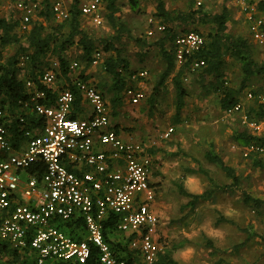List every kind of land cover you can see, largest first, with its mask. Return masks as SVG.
I'll return each instance as SVG.
<instances>
[{
	"label": "built area",
	"instance_id": "1",
	"mask_svg": "<svg viewBox=\"0 0 264 264\" xmlns=\"http://www.w3.org/2000/svg\"><path fill=\"white\" fill-rule=\"evenodd\" d=\"M247 23L253 40L264 46V14L247 0H232ZM202 6V1H198ZM22 14L23 27L36 17L39 4L35 1H17ZM104 0H85L80 4L83 16L91 18L96 27L103 26ZM53 12L59 21L69 18L65 0L53 1ZM151 23L153 21L151 20ZM164 33L166 26L157 23L148 31ZM207 40L202 33L188 32L172 42L176 66L187 73L203 71L206 61L198 58ZM25 59L20 64L24 66ZM104 61V54L93 55L92 66ZM4 55L0 51V68ZM40 73L39 83L26 81L29 98L20 101L17 115L19 129L23 133V145L16 149L12 143L7 110L0 107V240L14 249L30 248L36 254V264L72 262L85 264L93 248L99 252L101 264H126L118 260L111 244L104 235L105 223L117 218L116 229L126 238L133 237L130 248L138 253L141 264H158L162 253L157 233L161 218L155 207L157 189L151 183L153 156L141 142L125 140L111 127L110 111L103 93L78 74L80 64L70 65L72 82L82 98L92 108L88 118L72 119L76 95L69 88L59 92L55 105L44 101L48 89L57 83L58 63ZM128 79L124 96L133 105L145 99V93L134 83L146 80L148 70L134 73L123 71ZM188 75V74H187ZM183 76L188 82L189 77ZM249 100L254 94L248 93ZM264 104V97L258 96ZM37 119L26 126V116ZM226 117L241 116L242 124L253 135L264 132V120L258 121L245 113L242 102L224 111ZM171 128L162 135L167 140L173 134ZM99 147L102 149L99 150ZM245 158L264 156V146L252 143L242 151ZM79 166L88 170L76 172ZM42 168L44 170H42ZM26 173V176H22ZM76 215L83 217L87 236L78 241L59 229L57 219L68 221Z\"/></svg>",
	"mask_w": 264,
	"mask_h": 264
},
{
	"label": "rangeland",
	"instance_id": "2",
	"mask_svg": "<svg viewBox=\"0 0 264 264\" xmlns=\"http://www.w3.org/2000/svg\"><path fill=\"white\" fill-rule=\"evenodd\" d=\"M136 1L137 8L133 9L131 0H118L116 17L127 29V32L122 35L112 29L105 15V23L100 27L91 25L85 19L81 22L84 26L83 30L94 39L111 40L113 37L121 36L119 40L114 41V46L128 63L129 73L143 69L148 70L150 76L156 73L155 80L150 78L146 83H151L153 89L150 92L152 93L150 94L152 109L145 114V120L147 125L156 131L154 139L160 143L161 148L156 147L155 152L165 154L166 167L169 170L168 174H162L163 177L160 178L162 182L157 185V206L161 217L157 239L161 243L162 251L164 253L180 247L173 250V259L178 264H264V210H254L251 205L247 206L242 201L244 193L264 200V156H262L260 167L256 166V159L243 156L242 151L245 147L236 139L240 133L246 130L251 131L242 124L240 115L226 117L221 112L219 104L224 89H236L240 92V100L245 113L257 120L253 111L257 107V102L249 100L247 95L252 92L264 97V77L245 79L241 64L226 55L224 77L220 81L205 75L203 71L187 73L189 81L182 83L187 93L185 107L181 115L176 116L175 81L169 78L164 81V84H159L161 75L166 69V62L160 57L159 39L163 33L154 30L153 36L148 34V31L155 28L157 23H162V20L155 16L156 3L153 0ZM163 1L166 10L172 15L196 12L200 13L201 17L202 15L213 16L227 9L230 14L228 33L247 39L251 46L253 59L259 65H264V46L253 40L244 19H238L240 11L232 0ZM198 1H202V6L199 8ZM247 1L255 5L261 0ZM15 3L16 0H0V19L18 20L19 14L15 12ZM21 27L24 29L23 25ZM183 29L197 31L205 36L213 32V27L202 22L198 16L193 23L179 26L177 30L182 33ZM18 30L19 33L23 31ZM166 48L168 51L172 49V43H167ZM15 51L16 47L3 49L4 62ZM69 56L72 62L77 58L78 52L71 51ZM53 60L54 58L50 57L45 68L52 66ZM78 61L82 68L86 69L84 70L85 73L87 72L85 77L88 81L98 85L104 90L105 95H107L106 91L113 89V80L103 65L86 68V62L82 56H79ZM81 66L78 71H83ZM19 69V77L25 80L29 76L30 68L24 64ZM65 80V77L60 76L54 87H62ZM158 86L163 87L159 88V94L155 95L153 91ZM189 100H193L194 103ZM187 101L189 106L194 108L188 107ZM115 119L114 122L117 121ZM171 127L174 129L173 134L181 139V144L188 150H174L175 141L161 139L162 132ZM129 130L131 128H126V131L129 132ZM261 135L264 137V132ZM210 150L220 155L240 177L241 185L234 194H224L215 189L216 186L229 184L230 180L219 167L205 160V154ZM200 168L209 173L212 182L203 174L187 173L188 169L198 170ZM180 187L195 195H202L205 192L212 193V199L201 200L192 209L188 206L190 199L181 194ZM220 216L233 223H222L216 226V221ZM244 229H248L254 237L245 246H240L247 239V234L243 232ZM123 237L122 234L113 236L112 240L121 241L125 246L126 242ZM208 240L212 241L213 246L208 245ZM128 248L133 251L130 246ZM119 253L122 254L121 251ZM7 263L2 262V264Z\"/></svg>",
	"mask_w": 264,
	"mask_h": 264
},
{
	"label": "trees",
	"instance_id": "3",
	"mask_svg": "<svg viewBox=\"0 0 264 264\" xmlns=\"http://www.w3.org/2000/svg\"><path fill=\"white\" fill-rule=\"evenodd\" d=\"M35 1V0H33ZM156 3L155 16L162 20V24L166 26V30L163 36L159 39L161 46V52L163 59L166 62L165 72L161 75L160 85L164 84V81L174 72L176 69V61L174 52L172 49L168 51L166 48L167 43H172L178 36L193 32L183 29L182 33L178 32V27L186 24L193 23L196 20V16L204 22L213 27V32L208 36H205L207 43L202 52L198 55V58H202L206 61V67L203 70L204 74L213 77L217 81L222 80L225 71V56L229 55L234 60L241 64L242 72L245 79L253 77H264V65H259L252 57L251 46L247 39L243 37H237L228 33V23L230 20V14L227 9H224L222 13L215 14L213 16L200 15V13L191 12L188 14L180 13L178 15H172L166 10V6L163 0H153ZM37 2V1H35ZM106 2V18L109 25L115 32L120 35L127 32V29L121 24L120 20L116 17L118 0H104ZM37 11V19H32L27 27L22 29L23 25L22 14L17 19L8 21L6 19H0V49H6L9 47H16V51L13 55L7 58L6 62H3L0 68V107L7 110L10 115V122H8V130L13 133L17 138V141L23 140V133L19 129V121L17 120L18 112L21 111L20 101H27L29 98L28 90L26 87V81L31 80L37 84L39 90L46 89L39 83L40 73L45 69V65L48 64V59L53 57L57 63L58 68L56 70L57 81L60 76L65 77L66 80L70 77V60L68 59L67 52L74 45H79L83 51V60L86 62V68L90 67L93 61V55L97 52L104 54L103 67L106 72L111 76L114 82V89L117 93L123 91L128 84V79L124 77L123 71L129 72L128 63L122 58L121 52L114 46V41L119 40L121 36L113 37L110 39H94L89 36L82 28V13L80 10V1L74 0L72 7L69 9V18L63 21L57 20L53 12V2L50 0H44L39 3ZM133 9L137 8V1L131 0ZM256 7L260 12L264 14V0H261L256 4ZM199 8V6H198ZM200 16V17H199ZM23 30L19 33V30ZM197 32V31H194ZM2 50H0L2 52ZM25 59V65L30 68L29 76L26 79L19 77V68ZM186 69H181L177 76L174 78L175 88L177 93V113L176 116H180L185 107V98L187 93L183 87V75ZM82 79L84 77L82 76ZM85 80V79H84ZM65 88L71 89L76 95L75 108H78L82 95L76 85L70 80L69 86ZM63 88L57 90L48 89V97L44 103L48 106L55 105L57 96ZM254 94V93H253ZM257 102V107L253 110L255 117L258 121L264 120V104L259 103L257 95L254 94ZM240 92L233 88H226L222 91L220 98V107L222 111H227L231 107L240 103ZM251 117V116H250ZM26 127L30 128L37 118L34 115H27ZM72 119H77V115L74 112L71 115ZM252 118V117H251ZM254 119V118H253ZM238 143L247 147L252 143L264 146V137L253 135L247 130L240 133L236 139ZM251 159H256V166H262V156H251ZM258 159V160H257ZM205 160L213 164L224 173V175L230 180V183L224 186H216V190L224 194L232 195L241 185V179L238 176L236 170L226 164L224 159L215 153L213 150L208 151L205 154ZM42 170H44L42 168ZM189 174H203L209 178V173L204 169L187 171ZM181 194L190 199L188 206L192 209L196 207L198 202L205 199H212V193L205 192L202 195H195L189 193L183 187H180ZM243 203L250 206L254 210H264V200L257 199L251 195L243 194ZM222 223H233L223 216L216 221V226ZM54 224L64 231L67 235L75 240H85L87 233L85 222L82 216L76 215L74 218L65 221L63 219H57ZM117 218H112L105 223L104 235L107 242L111 244L118 260L124 261L126 264H141L138 257V253L129 250L128 246L131 243L133 237L126 238L125 246L120 242L112 240V237L119 236L117 232ZM247 234V239L240 246H245L254 234L248 229L243 230ZM208 245L213 246L212 241L208 240ZM180 247H175V251ZM173 250H167L160 254L158 264H178L173 259ZM122 252L120 254L119 252ZM34 251L30 248L24 249L23 253L20 250L14 249L9 243L0 240V257H10L12 264H36V254L32 255ZM34 257V258H33ZM50 264H79L72 262H51ZM85 264H101L99 262V252L96 248H93L90 259Z\"/></svg>",
	"mask_w": 264,
	"mask_h": 264
},
{
	"label": "crops",
	"instance_id": "4",
	"mask_svg": "<svg viewBox=\"0 0 264 264\" xmlns=\"http://www.w3.org/2000/svg\"><path fill=\"white\" fill-rule=\"evenodd\" d=\"M17 1H33V0H16V2ZM35 1L42 3L44 0H35ZM50 1L53 2L54 0H50ZM79 1H80V4L85 2V0H79ZM65 2H66L67 8L70 9L72 7L74 0H65ZM105 6H106V2H104V7ZM14 8H15V12L18 13L19 11L16 7V3H15ZM103 15L106 16V12H104ZM238 16H239L238 19L242 20L243 16L240 13L238 14ZM18 17L19 18L21 17L20 13H19ZM82 17H83L82 20L85 19V21H89L90 24L93 25L90 17H88V16H82ZM34 19H37V17H35ZM83 27L84 26H82V28ZM167 47H168V45H167ZM74 50L78 52V56H77V58L73 59L72 62L77 61V62H79L80 66H81V63L78 60H79V56L83 57V51H82L81 47H79V45H74L70 48V50L67 52L68 59L70 60L71 57L69 56V54L71 51H74ZM160 57H161V59H163L162 52H161ZM48 61H49V59H48ZM54 62H57V61L54 59L53 63ZM72 62L70 61V64ZM101 65H103V63ZM91 66H92V64H91ZM92 67H94V66H92ZM81 69H83V71H78V72H80L81 78L83 76L86 82L92 83V81H90V80L88 81V79L85 77L87 72L85 73L84 70H86V69L82 68V66H81ZM143 70H146V69H143ZM140 71H142V70H140ZM179 71H180V68L176 66V69L168 77V79L172 78V81H173L174 78L177 76ZM184 75H187L186 71H185ZM154 77L156 78V73H155V75H154V73H152L151 76L149 75V77L146 80L134 83V85L140 87L146 95L145 99L138 105L131 104L130 101L124 96L125 88L123 89V91L117 93L114 89V82H113V89L111 91H106L107 95H105L104 90L100 89L98 87V85H96L95 83H92V84L94 86H96L98 88V90H100L103 93V95L105 96V100L108 104L109 111H110L111 127L113 129H115L117 132H119V134L121 135V137L123 139H125V140L135 139V140H137V142L141 141V143H143L144 145H146V147H148L150 149V152L152 153V156H153L151 183L157 189V185H159L162 182L160 180V178L163 177L162 174H168L169 170L166 167L167 162H166V158L164 157L165 154H161L160 152H155L156 147L161 148L160 143H157L156 140L154 139V137L156 135V131L153 130V128L151 126L147 125L146 120H145V114L149 110L152 109V102H151L152 100H150V94H152V93H150V92L153 89V87H152L153 85L151 86V83H149V84H146V83L150 78L152 79ZM155 78H154V80H155ZM70 80L71 79L65 80V82L62 84V87H59V88H65L66 86H69ZM54 86L52 89L57 90L58 88L54 87ZM162 87L163 86H158L156 90L154 89L155 91H153V94L158 95L159 94L158 89L162 88ZM108 90H110V89H108ZM189 102L194 103L193 100H189ZM189 102L188 101L186 102V105H188V107H190L188 104ZM197 104H199V103H197ZM219 104H220V99H219ZM192 107H190V108H192ZM91 109H90V106L88 105V103L85 102L84 99L82 98L79 107L75 108L74 112L77 115V119H84V118H88L91 115V113H92ZM220 109H221V107H220ZM208 111L211 112L210 110H208ZM221 112L224 114V111L221 110ZM114 118H116L115 119V120H117L116 122L113 121ZM126 128H129V129L131 128V130H129V132H128V131H126ZM171 128H173V127H171ZM171 128L164 130L162 132V135ZM162 135H161V139H163ZM10 137H11L12 143L16 146V149H18V150L21 149V147L23 145V140L17 141V138L14 136L13 133H10ZM163 140H165V139H163ZM167 140L168 141L169 140L175 141V149L174 150H178V149L188 150L184 147V145L181 144L182 143L181 139L178 136H175L174 134H172L171 137ZM98 149L101 150L102 148L99 147V145H98ZM73 170H75L76 172H79L82 170H88V168L87 167L83 168L82 166H79V168L76 167L75 169L73 168ZM26 175H27L26 173L22 174V176H26ZM155 207H156L157 212L159 214V211H158L159 208L157 206V200L155 203ZM159 216H160V214H159ZM21 252L23 253V251H21ZM32 255L35 256L34 253ZM3 261L8 262L7 264H12L10 257H0V264H2Z\"/></svg>",
	"mask_w": 264,
	"mask_h": 264
}]
</instances>
